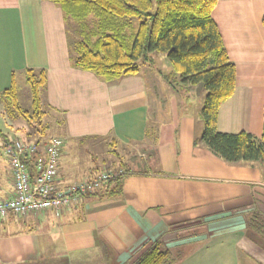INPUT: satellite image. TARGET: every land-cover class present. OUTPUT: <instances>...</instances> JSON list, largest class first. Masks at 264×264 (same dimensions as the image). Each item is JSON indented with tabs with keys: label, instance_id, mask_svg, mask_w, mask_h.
<instances>
[{
	"label": "crops",
	"instance_id": "crops-1",
	"mask_svg": "<svg viewBox=\"0 0 264 264\" xmlns=\"http://www.w3.org/2000/svg\"><path fill=\"white\" fill-rule=\"evenodd\" d=\"M263 15L264 0H217L212 11L235 67L234 92L218 109V132L262 134ZM69 21L50 1L0 0V92L11 86L12 72L15 81L26 68L44 69L41 104L63 129L64 146L83 138L115 140L140 147L141 154L125 163L135 172L122 180L119 196L83 197L57 215L0 219V264H131L154 242L179 250L177 264H239L241 248L264 264V251L244 235L249 214L264 215V160L228 163L194 145L203 130L200 111L182 112L176 127L149 135L151 111L159 124V100L172 91L157 78L165 82L162 75L171 71L166 58L167 72L153 67L151 55L137 74L104 80L71 65ZM185 90L205 96L199 85ZM64 154L58 186L96 174L87 167L77 178L69 164L62 170ZM11 195L9 167L0 162V200ZM14 221L23 227L9 230Z\"/></svg>",
	"mask_w": 264,
	"mask_h": 264
},
{
	"label": "trees",
	"instance_id": "trees-1",
	"mask_svg": "<svg viewBox=\"0 0 264 264\" xmlns=\"http://www.w3.org/2000/svg\"><path fill=\"white\" fill-rule=\"evenodd\" d=\"M59 6L65 16L77 24L79 37L67 30L69 60L74 68L88 71L104 80L135 75L140 67L151 63V55L162 53L171 71L163 74L170 85L201 86L205 96L200 110L202 133L193 142L201 143L214 155L228 163L264 160L263 128L259 138L249 133H221L217 131L220 105L229 99L235 88V67L229 60L221 36L212 19L217 0H45ZM94 19L88 28L87 19ZM137 22L133 28L132 21ZM264 29V15L262 17ZM28 85L31 114L42 118L41 97L46 83L44 69L23 70ZM26 118L18 105L17 88L12 72L11 86L0 92ZM3 140L8 139L0 126ZM22 140L30 141L29 133ZM42 144L39 140L36 142ZM115 140L110 142L114 148ZM114 157L121 159L115 149ZM105 169L123 173L110 180L103 188L87 194L84 199H102L121 195V182L134 173L123 162L117 169L109 161ZM32 173V165L28 164ZM94 172H93V171ZM95 174L97 170L91 169ZM245 237L264 251V215L252 212L245 221ZM177 248V247H176ZM181 252L152 243L131 264H177Z\"/></svg>",
	"mask_w": 264,
	"mask_h": 264
},
{
	"label": "rangeland",
	"instance_id": "rangeland-1",
	"mask_svg": "<svg viewBox=\"0 0 264 264\" xmlns=\"http://www.w3.org/2000/svg\"><path fill=\"white\" fill-rule=\"evenodd\" d=\"M68 29L71 32L73 36L79 37L78 29H76L77 24L73 23L72 21H69ZM88 26V28H92L94 24V19L89 18L84 23ZM133 28H136L137 22L135 20L132 21ZM77 31V33H76ZM154 58V65L158 70H161L162 72L166 71V64L164 62L165 55L162 53H154L152 54ZM155 68L151 69L155 73ZM142 74L145 75V70L141 69ZM157 76V75H156ZM160 84L163 85L165 88H171V93L164 94L163 100H159V119L160 123L156 124V114L152 113L150 114L151 122L149 125V135H153L156 133V128H174L177 126L178 120L180 119L181 113H199L200 108L203 104V95L200 94H194L190 93L185 90V87L183 86H177L173 85L171 86L169 83L165 82L160 79L157 76ZM15 83L17 88V101L18 105L20 106L21 110L24 113V116L26 118H22L18 111H16L6 99L0 100V126L3 130V133L5 132L7 137L9 138H19L23 139L25 138V134L29 133L31 136L30 141L37 142L38 140L40 142L46 141L49 138L52 137H59L61 138L62 128L61 126L57 125L58 122L55 121V119L51 116V114H46L45 107H42V110L44 111V115L42 118H34L31 114V100H30V93L28 85L25 82V78L23 75H17L15 77ZM169 85V86H168ZM201 88V86H200ZM204 92V91H202ZM153 97V95H151ZM2 137L0 135V141ZM154 136L151 138L149 137V141H153ZM110 141L107 140H101V139H79L78 141L68 142L63 149V152L65 150V154L63 155V158L65 157L64 161L61 160V168L64 170L65 167L71 165V167L74 170V175H76L77 178H81L85 176L88 172H86L87 167H93L95 169L98 168H104L106 164H110V160L114 162V166L117 169L118 163L121 161L123 163H127L128 165L131 164V160L133 158H138L140 152V147H132V145H128V148H123L119 145H115L114 148L111 147ZM112 149H115L118 155L121 159H116L114 157V153L112 152ZM1 150V149H0ZM0 162L3 163L4 166L8 165L6 158L3 156L2 152L0 151ZM111 165V164H110ZM107 170V169H105ZM118 170V169H117ZM6 175L8 176V173L6 172ZM22 222V221H21ZM23 227L22 223H19V221H14L9 224L8 229L11 230L12 228L19 229ZM238 258H239V264H259L254 259L256 258V255L254 256H248L247 253L241 248L238 251ZM252 262V263H251Z\"/></svg>",
	"mask_w": 264,
	"mask_h": 264
},
{
	"label": "built area",
	"instance_id": "built-area-1",
	"mask_svg": "<svg viewBox=\"0 0 264 264\" xmlns=\"http://www.w3.org/2000/svg\"><path fill=\"white\" fill-rule=\"evenodd\" d=\"M64 140L52 137L38 144L19 138L2 140L1 150L8 163L12 195L0 200V219L13 215L24 219L49 211H60L76 207L87 194L103 188L123 171L102 170L94 176L71 181L58 186L60 158ZM32 165L33 172L29 171Z\"/></svg>",
	"mask_w": 264,
	"mask_h": 264
}]
</instances>
